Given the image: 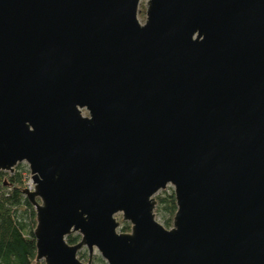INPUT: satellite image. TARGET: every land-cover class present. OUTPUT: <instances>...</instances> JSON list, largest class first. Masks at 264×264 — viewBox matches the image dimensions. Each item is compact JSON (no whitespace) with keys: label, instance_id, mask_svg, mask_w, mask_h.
<instances>
[{"label":"water","instance_id":"obj_1","mask_svg":"<svg viewBox=\"0 0 264 264\" xmlns=\"http://www.w3.org/2000/svg\"><path fill=\"white\" fill-rule=\"evenodd\" d=\"M139 1L0 0V170L29 168L33 263L264 264V0H145L142 23Z\"/></svg>","mask_w":264,"mask_h":264},{"label":"trees","instance_id":"obj_2","mask_svg":"<svg viewBox=\"0 0 264 264\" xmlns=\"http://www.w3.org/2000/svg\"><path fill=\"white\" fill-rule=\"evenodd\" d=\"M13 169V172L0 170V264H34L36 246L32 230L36 224L35 210L22 191L27 168L16 163ZM3 176L10 182L9 185L2 183ZM155 199V212L162 213V225L170 227L176 208L174 193L164 189L156 194ZM120 228L121 232L130 229L127 223H123ZM65 240L69 244L77 242L79 234L72 232ZM84 256L85 252L78 250L77 258L80 260ZM94 260L107 264L99 257H92V264Z\"/></svg>","mask_w":264,"mask_h":264},{"label":"rangeland","instance_id":"obj_3","mask_svg":"<svg viewBox=\"0 0 264 264\" xmlns=\"http://www.w3.org/2000/svg\"><path fill=\"white\" fill-rule=\"evenodd\" d=\"M144 12H145V0H140L139 1V5H138V10H137V17H138V20L142 23L143 21H144V19H145V14H144ZM83 112V114L85 115L86 114V112L83 110L82 111ZM18 163H21V166L22 167H26L27 168V163L25 162V161H22V162H18ZM23 179H25V186H24V188L25 187H28V186H31L32 188H33V182H32V179L30 178V174H29V168H27V173H25V175H24V178ZM32 188L30 189V190H32ZM164 189H165V191H169V190H172V186H171V184H167L165 187H164ZM164 189H160V190H158L156 193H155V196H156V194H160L162 191H164ZM154 215H155V217H156V219L162 224V222H163V214L162 213H157V212H155V209H154ZM115 217H117V219L120 221V223H119V225H118V227H117V231H120L121 232V226L123 225V223H127L128 225H129V223L127 222V221H125V220H121V217H120V213H116L115 214ZM171 225V224H170ZM169 227V226H168ZM76 233V232H75ZM95 250V249H94ZM80 251H84L85 252V256L84 257H82V259H80L81 261L83 260H86V256L88 255V252H87V250H86V248H81L80 249ZM92 257H94V258H101L100 257V255H99V253H98V251L97 250H95V252L92 254ZM101 260H102V258H101ZM94 264H101V262L99 261V260H94Z\"/></svg>","mask_w":264,"mask_h":264},{"label":"built area","instance_id":"obj_4","mask_svg":"<svg viewBox=\"0 0 264 264\" xmlns=\"http://www.w3.org/2000/svg\"><path fill=\"white\" fill-rule=\"evenodd\" d=\"M27 188H28V189H31L32 187H31V186H28Z\"/></svg>","mask_w":264,"mask_h":264}]
</instances>
